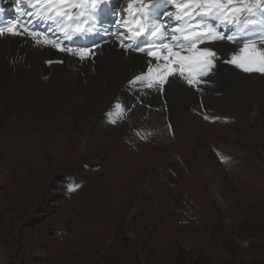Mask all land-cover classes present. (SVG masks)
I'll list each match as a JSON object with an SVG mask.
<instances>
[{
  "label": "rangeland",
  "instance_id": "374dc122",
  "mask_svg": "<svg viewBox=\"0 0 264 264\" xmlns=\"http://www.w3.org/2000/svg\"><path fill=\"white\" fill-rule=\"evenodd\" d=\"M230 53L217 51L210 78L249 76L250 108L211 79L209 95L192 87L203 96L184 103L202 124L193 138L180 110L170 121L165 90L161 120L135 111L153 107L143 99L118 97L95 135L82 103L30 105L26 75L0 86V264H264V75L225 63ZM117 104L124 115L112 123Z\"/></svg>",
  "mask_w": 264,
  "mask_h": 264
},
{
  "label": "snow or ice",
  "instance_id": "6c2138e0",
  "mask_svg": "<svg viewBox=\"0 0 264 264\" xmlns=\"http://www.w3.org/2000/svg\"><path fill=\"white\" fill-rule=\"evenodd\" d=\"M15 0L17 16L0 22V36L27 34L38 45H49L81 60L96 55L92 46L76 45L102 32L125 50L153 58L129 83L164 91L170 77L196 87L208 83L219 59V42L239 45L224 61L246 73L264 75V0ZM116 17L104 28L103 18ZM66 42H72L70 45ZM51 63V61H49ZM110 113L122 118L120 104ZM208 119L207 116L204 117Z\"/></svg>",
  "mask_w": 264,
  "mask_h": 264
},
{
  "label": "bare ground",
  "instance_id": "6f19581e",
  "mask_svg": "<svg viewBox=\"0 0 264 264\" xmlns=\"http://www.w3.org/2000/svg\"><path fill=\"white\" fill-rule=\"evenodd\" d=\"M8 1L10 0H5L3 2ZM116 1H118L119 4H117ZM116 1L112 0V6H126L123 0ZM3 2L0 1V22H7L13 19L17 16V9L24 6L13 2L11 10L5 8ZM115 19L116 17L108 15L103 18V21L110 25L111 20ZM111 31H113V29H109V32ZM66 43L72 44V42ZM228 43L219 42L214 46V50L218 51L220 54H227L234 49V47ZM75 44L92 46L96 55L91 59L81 60L78 56L60 52L58 49L49 45H38L27 34L23 36H0V86L2 87L14 80L15 82H19L23 80L26 75L30 82L26 87L29 89L26 96L27 98L30 96V101L28 99H23V101H32L34 103L31 102L30 105H35L39 102L46 103L49 99L54 97L52 103L55 104L58 99L59 101L65 102L63 104H66L67 108L70 110L75 107L76 103H82L83 108L86 107V112L92 111L95 113V116L91 119V121L97 125V127L94 125L97 128L95 129V135L103 129L102 127L105 124L102 122L103 120L101 121L102 124L98 120L95 122L96 119H100V109L104 110L106 105L115 102L118 97L125 98L127 106H130L129 104L131 102H136L138 99H143L146 104L150 103L153 107L149 109L146 106H140V103L137 104V101L134 109L137 113H140V115H150L149 118L151 120H161V116H166L165 111L154 110L155 106L164 107L160 95L161 91L155 89L148 90L147 96L144 97L139 91L134 89L135 86L133 84L129 83L131 78H135L138 73H141L148 67L147 61L153 58L147 57L143 53L122 49L119 46V42L111 34L103 33L101 36H91L87 40H76ZM49 61H51V63H49ZM219 67L220 66L217 65V68ZM137 69L140 70L136 71ZM219 70L221 71H219L218 78L212 76L211 78L205 77L204 79L207 81L211 79V83H217L221 89L225 90L224 87H228L231 92L225 91L228 93L231 100L238 106L241 105L242 101V105L247 104L246 110H248L251 104L249 102V95L251 93L249 94L248 92L250 77L241 71H235L230 68H222ZM170 80L171 85H166L164 92V96L168 100V104H170V106L168 105L169 111L167 110L170 121H172L171 107L180 110L184 121H186L187 132L193 138L194 135L191 133L193 127L196 128L200 125L202 126V124L194 123V119L190 117V114L186 113V105H184V103L188 102L190 104V102H196L197 97L199 99L203 96L193 90L192 86L186 84L179 77H170ZM207 84L208 83L201 84L200 87L201 90H207L209 95L213 90H211ZM208 95L207 97H209ZM98 96L100 97L97 98ZM137 96H139V98ZM253 108L255 112H257L259 104L254 105ZM253 108H251L252 113ZM251 111H248L250 118L246 119L249 125L255 123V118L251 115ZM79 136L83 137V135L80 134ZM208 164L204 161V165L208 167V169H206L211 172L212 170L209 169L210 166ZM140 186L142 189V184H140Z\"/></svg>",
  "mask_w": 264,
  "mask_h": 264
}]
</instances>
